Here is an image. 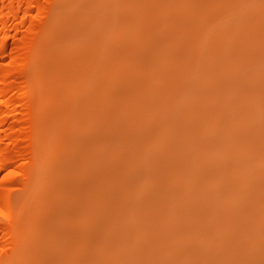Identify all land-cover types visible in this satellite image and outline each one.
<instances>
[{
	"label": "bare ground",
	"instance_id": "bare-ground-1",
	"mask_svg": "<svg viewBox=\"0 0 264 264\" xmlns=\"http://www.w3.org/2000/svg\"><path fill=\"white\" fill-rule=\"evenodd\" d=\"M249 232L264 0H0V264H259Z\"/></svg>",
	"mask_w": 264,
	"mask_h": 264
},
{
	"label": "rangeland",
	"instance_id": "rangeland-1",
	"mask_svg": "<svg viewBox=\"0 0 264 264\" xmlns=\"http://www.w3.org/2000/svg\"><path fill=\"white\" fill-rule=\"evenodd\" d=\"M250 185L251 184H249L248 186H250ZM250 233L251 232L247 233V236H245V238H246L245 242H249L250 244L255 245V254L258 256L257 259L259 260V264H264V235L260 236V234L257 235V233L255 234L254 232L250 235ZM196 251H198L200 253V250H196ZM201 252L203 253V250H201ZM191 254H192L191 255V263L192 264H199V262H198L200 260V258H198L199 256H196L197 254L194 251L191 252Z\"/></svg>",
	"mask_w": 264,
	"mask_h": 264
}]
</instances>
